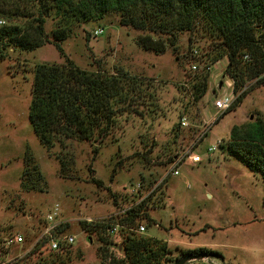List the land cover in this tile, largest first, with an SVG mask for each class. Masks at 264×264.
Wrapping results in <instances>:
<instances>
[{"label":"rangeland","instance_id":"1","mask_svg":"<svg viewBox=\"0 0 264 264\" xmlns=\"http://www.w3.org/2000/svg\"><path fill=\"white\" fill-rule=\"evenodd\" d=\"M0 7L13 9L1 0ZM54 28V21L47 19L49 41ZM96 29L103 34L94 37ZM147 35L122 26L120 15L108 13L99 21L71 25L68 38L60 43L64 56L53 43L1 51L0 258L6 255L10 260L4 254L6 248L15 257L24 255L40 233L39 224L58 204L63 231L76 237L75 244L65 250L68 258L50 262L54 255L35 251L11 264H101L98 237L103 236L104 227L100 226L98 236L92 231L95 224L85 219L112 222L117 207L124 205L123 201L115 205L124 193L122 188L128 190L143 181L149 186L146 193L152 194L149 203L157 200L156 192L164 191L163 207L155 202L157 208L147 211L150 225L140 222L146 229L143 236L167 243L172 259L180 251L204 249L208 252L205 260L186 264H264V183L221 150L233 126L258 115L264 120V84L215 124L224 113L213 108L216 96L233 94L232 82L224 76L227 60L210 67L207 93L196 104L189 100V84L196 73L190 70L191 50H201L206 64L213 57L216 40L208 34L184 32L175 47L168 46L157 55L139 45L138 39ZM65 59L89 72L126 74L138 83L136 94L142 104L135 113L118 117L107 137L70 140L64 148L56 144L47 150L39 144L28 119L33 69L38 64H62ZM184 109L188 110L185 114ZM182 114L188 127L181 128L175 139ZM204 131L206 136L200 139ZM218 141L222 144L217 145ZM212 146L216 150L209 152ZM26 148L47 184L45 193L20 189ZM189 151L200 157V163L186 158ZM61 160L65 162L62 167ZM172 168L177 176L169 174ZM119 217L114 216V221ZM18 234L24 238V248L7 247V241ZM112 240L109 250L121 257L122 251L115 246L120 248L121 240Z\"/></svg>","mask_w":264,"mask_h":264},{"label":"trees","instance_id":"2","mask_svg":"<svg viewBox=\"0 0 264 264\" xmlns=\"http://www.w3.org/2000/svg\"><path fill=\"white\" fill-rule=\"evenodd\" d=\"M3 2H9L13 9L7 11L0 7V20L5 22L0 26L1 60L4 59L1 51L6 48L31 50L49 43L64 56L60 43L68 38L71 25L99 21L106 14L115 13L120 15L122 26L148 32L150 36L140 37L138 43L157 55L163 54L168 46L175 47L179 34L184 32L208 34L216 40L213 57L206 64L201 50L196 48L198 58L194 61L198 60L199 67L192 71L196 73L189 84V100L196 104L207 93L208 68L222 59L227 60L224 76L232 82L235 98L215 124L238 107L250 91L264 84V0H1V4ZM47 19L55 23L50 34L52 41L45 31ZM138 88V83L126 74L89 72L75 67L68 59L62 64L35 65L28 113L31 129L47 150L56 144L64 148L65 142L70 140L89 142L95 137H107L118 117L135 113L136 107L142 104L136 94ZM187 111L184 109V114ZM179 118L175 139L181 129L180 120L186 119L183 114ZM27 150L22 160L20 189L25 193H45L47 184ZM221 150L264 183V120L259 115L251 122L233 126ZM60 164L62 167L65 162L61 160ZM117 166L119 164L115 168ZM140 183L146 190L149 188L143 181ZM160 191L156 192L154 203H149L151 194L117 221L112 220L120 227L119 237H115L121 240L120 248L115 246L117 251H122L121 257L109 250L114 245L113 238L105 234V221L92 226L98 236V229L102 233L104 227L103 236L98 237L102 244L101 264H174L184 256L208 255L206 250L197 249L180 251L172 259L167 243L136 233L142 220L147 225L152 222L147 215L149 209L163 207L164 191ZM119 201L126 205L133 202L124 195L115 199L116 206ZM63 253H48L54 255L49 261L63 262L68 258V253Z\"/></svg>","mask_w":264,"mask_h":264},{"label":"built area","instance_id":"3","mask_svg":"<svg viewBox=\"0 0 264 264\" xmlns=\"http://www.w3.org/2000/svg\"><path fill=\"white\" fill-rule=\"evenodd\" d=\"M2 25H3V22L0 21V26H2ZM102 34H103L102 29H96L93 32L94 37L100 36ZM190 57L192 59V62L190 65V70L196 71L197 68L199 67V65L197 62L198 60L194 61V59L198 58V51L196 49H192ZM208 70H210V69L208 68ZM233 100H234L233 94L230 97L224 96V97L218 98L216 96L215 101L213 103V108L217 111L220 110V111L224 112L231 107ZM180 127L182 129L188 127V123H187V120L185 118H182L180 120ZM208 127H210V126H208ZM206 131H204L202 133L200 139H203L204 138L203 136H206ZM221 144H222L221 141L217 142V145H221ZM215 150H216V146H212L211 148L208 149L209 152H214ZM183 157L184 156H182V158ZM186 158H188L192 163H195V164L200 163V161H201L200 157L197 155H194L191 151L186 153ZM169 174L173 175V176H177L178 171L176 169L172 168ZM123 190H124V193H123L124 197L132 199L133 202H131L127 205L124 203V206H122V208L117 207L119 209V212L116 213L115 215H112V217H111L112 220H114L113 219L114 216L118 215V216L122 217L131 208L140 204L145 199L147 200V197L150 194V193H146L147 191L145 189V186L140 182L137 183L135 186H132L128 190L125 188ZM120 202H122V201H120ZM120 202H119V204H120ZM85 221L87 224H96V223L100 222V221H93L90 219H85ZM101 223H103V221ZM39 225L41 227L40 233H39L38 237L36 238V240L34 241V243L32 244L31 248L26 249L27 252L24 255L18 256V257H15L13 252L8 251L7 248L4 249V254H8L10 260H7L6 255H5V257L0 258V264H11L12 263L11 260H18V261L23 260L27 254H29L30 252H34V250L36 248H37L39 253L40 252L41 253L47 252V253H51V254L62 253L68 247L73 246L76 242V237L74 235H71L69 233H65L62 229L63 228L62 227L63 221L61 220L60 208H59L58 204L54 205L53 208H51L48 211L46 216L43 218L42 223ZM105 225H106L105 234L107 236H109L111 238L119 237V229H120L119 225L113 224L112 222L111 223L105 222ZM145 230L146 229L140 225L137 228L136 233L138 235H143ZM23 242H24V238L18 234V235H15L14 237H12L9 241H7L6 244H7V247H9L11 245H18L19 248L21 249V248H24L22 245ZM2 258L4 259V261L2 260Z\"/></svg>","mask_w":264,"mask_h":264},{"label":"water","instance_id":"4","mask_svg":"<svg viewBox=\"0 0 264 264\" xmlns=\"http://www.w3.org/2000/svg\"><path fill=\"white\" fill-rule=\"evenodd\" d=\"M222 83H220L219 88H221ZM207 258L206 255H188V256H184L178 260L175 261L174 264H186L189 261H193V260H200L203 261Z\"/></svg>","mask_w":264,"mask_h":264}]
</instances>
